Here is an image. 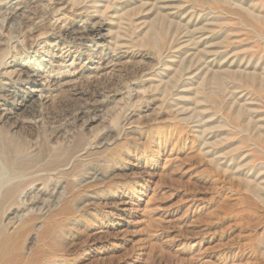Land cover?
Listing matches in <instances>:
<instances>
[{
	"label": "rangeland",
	"instance_id": "rangeland-1",
	"mask_svg": "<svg viewBox=\"0 0 264 264\" xmlns=\"http://www.w3.org/2000/svg\"><path fill=\"white\" fill-rule=\"evenodd\" d=\"M0 140V264H264V0H0Z\"/></svg>",
	"mask_w": 264,
	"mask_h": 264
},
{
	"label": "bare ground",
	"instance_id": "bare-ground-1",
	"mask_svg": "<svg viewBox=\"0 0 264 264\" xmlns=\"http://www.w3.org/2000/svg\"><path fill=\"white\" fill-rule=\"evenodd\" d=\"M71 31V30H70ZM83 33V32H82ZM67 34V33H66ZM78 34V33H77ZM80 34V33H79ZM43 35V32L38 36V37H41ZM27 37V34H24L22 35V38H26ZM104 89V87L102 88H91V89H85L83 91H79V92H75V89H73L72 91V95H75V96H78L79 98L82 97L84 99L87 100L86 104H89V106H95L94 105V102L96 101V97L97 95H103L104 94V91H100ZM110 92H112V89L110 88ZM43 98H45V96H43ZM77 99V98H76ZM79 105V104H78ZM86 108V106H83L81 107V104L79 105V107L77 108V113H74L72 114V116H70L71 119H80L82 118L86 112L84 111V109ZM24 111V110H23ZM69 111L68 110V113L69 114ZM37 113V111L35 109H30L27 114L29 115H35ZM64 114L61 113V114H57L53 117V120H51L52 123H58L59 121H61V119H63L65 116H63ZM90 120V119H89ZM90 122V121H89ZM55 131V129H54ZM25 143L23 141H20V142H17L16 144H10V143H7V142H3L0 140V151L3 153V154H13V153H18V152H21L25 149ZM81 144L80 143H77V141H75L70 148H65L64 150V155L63 156H59L58 158L54 159L53 161L49 162L46 169H50L52 168L56 163H59V164H63L64 162H66L68 160L69 157L73 156L78 150L81 149ZM55 162V163H53ZM76 164V165H75ZM77 163H74L71 168V172H74V171H77ZM15 192V188H12V189H9L7 190V194L8 195H11Z\"/></svg>",
	"mask_w": 264,
	"mask_h": 264
}]
</instances>
